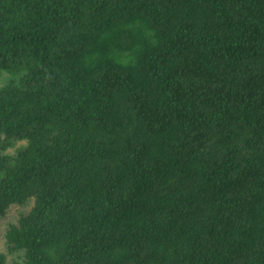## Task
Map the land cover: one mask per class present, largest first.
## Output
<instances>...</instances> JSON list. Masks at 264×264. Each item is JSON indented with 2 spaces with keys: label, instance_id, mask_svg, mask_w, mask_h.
<instances>
[{
  "label": "trees",
  "instance_id": "trees-1",
  "mask_svg": "<svg viewBox=\"0 0 264 264\" xmlns=\"http://www.w3.org/2000/svg\"><path fill=\"white\" fill-rule=\"evenodd\" d=\"M5 75L0 264H264V0H0Z\"/></svg>",
  "mask_w": 264,
  "mask_h": 264
},
{
  "label": "rangeland",
  "instance_id": "rangeland-1",
  "mask_svg": "<svg viewBox=\"0 0 264 264\" xmlns=\"http://www.w3.org/2000/svg\"><path fill=\"white\" fill-rule=\"evenodd\" d=\"M10 77L5 75L0 79V88L3 87ZM25 144V142L19 143L15 146V148L10 149L9 152H14L15 149ZM33 206V202H30L29 205H19L13 204L8 210L7 214L4 216H0V252L5 250V232L10 223H18L22 217L27 215Z\"/></svg>",
  "mask_w": 264,
  "mask_h": 264
}]
</instances>
